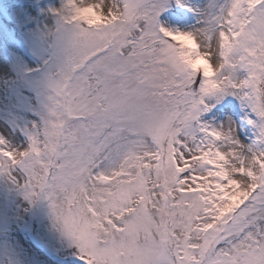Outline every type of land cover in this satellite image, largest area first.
<instances>
[{
  "label": "snow or ice",
  "instance_id": "obj_1",
  "mask_svg": "<svg viewBox=\"0 0 264 264\" xmlns=\"http://www.w3.org/2000/svg\"><path fill=\"white\" fill-rule=\"evenodd\" d=\"M53 11L45 114L25 147L0 135V181L48 199L84 264H264V0ZM225 97L245 140L200 119Z\"/></svg>",
  "mask_w": 264,
  "mask_h": 264
},
{
  "label": "rangeland",
  "instance_id": "obj_2",
  "mask_svg": "<svg viewBox=\"0 0 264 264\" xmlns=\"http://www.w3.org/2000/svg\"><path fill=\"white\" fill-rule=\"evenodd\" d=\"M202 2L192 0L197 7ZM61 4L62 0H0V135L14 147L27 145L33 123L41 122L45 114L47 84L58 68V17L53 10ZM180 11L187 13L188 25L198 23L199 17L188 8ZM225 100L233 102L231 111L224 110L221 101L200 119L217 126L235 121L239 138L245 140L252 133L240 124V101L236 97ZM0 264L84 262L75 245L60 231L48 199L30 201L10 183L0 181Z\"/></svg>",
  "mask_w": 264,
  "mask_h": 264
},
{
  "label": "bare ground",
  "instance_id": "obj_3",
  "mask_svg": "<svg viewBox=\"0 0 264 264\" xmlns=\"http://www.w3.org/2000/svg\"><path fill=\"white\" fill-rule=\"evenodd\" d=\"M215 42L213 41V43H212V47H213V50H214V48H215Z\"/></svg>",
  "mask_w": 264,
  "mask_h": 264
}]
</instances>
